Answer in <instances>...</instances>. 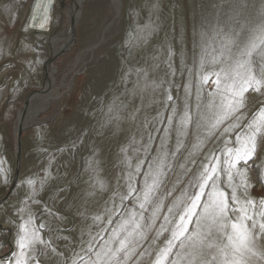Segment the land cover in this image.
I'll list each match as a JSON object with an SVG mask.
<instances>
[{"label":"rangeland","instance_id":"rangeland-1","mask_svg":"<svg viewBox=\"0 0 264 264\" xmlns=\"http://www.w3.org/2000/svg\"><path fill=\"white\" fill-rule=\"evenodd\" d=\"M77 3L0 0V166L5 169L0 173V264H7L16 250L15 236L29 214L36 226L44 225L42 236L51 241L50 246H37L38 253H46L39 256L40 264L94 258L116 224L134 207L140 211L139 201L127 195L128 175L132 172V182L142 187L148 163L167 136L166 164L171 163L172 169H166L161 192L165 207L155 227L145 229L147 239L139 241L136 255L128 261L152 264L171 235L173 225L163 220L167 208L185 201L186 191L191 194L188 182L198 169L188 161L199 163L203 158L192 145L204 138L220 112L219 96L213 97L215 85L211 80L201 85L200 78L225 67L229 50L234 59L237 46L242 48L264 23V0H83L80 17L70 19ZM45 14L51 20L41 28ZM214 57L219 62L213 63ZM260 62L261 56L254 55L257 75ZM51 77L52 93L45 89ZM55 90L61 94L58 100ZM245 97L241 111L243 123H248L264 106V89ZM185 103L192 123L187 135H179ZM178 140L184 146L173 158ZM145 144L154 151L145 153ZM258 145L255 160L238 165L248 168L252 186L247 196L257 201V212L264 197V134ZM223 147L222 140L209 141L204 152ZM138 160H144L139 175L133 171ZM188 168L193 173H187ZM28 180L34 183L29 185ZM220 180L231 194L226 176ZM243 193L237 188L241 199ZM144 215L150 218L151 209ZM109 218L113 224L107 223ZM162 224L169 231L157 237ZM256 248L264 251V237L256 241ZM252 259L259 264V257Z\"/></svg>","mask_w":264,"mask_h":264},{"label":"snow or ice","instance_id":"snow-or-ice-1","mask_svg":"<svg viewBox=\"0 0 264 264\" xmlns=\"http://www.w3.org/2000/svg\"><path fill=\"white\" fill-rule=\"evenodd\" d=\"M48 3L51 4L52 0H48ZM43 19L45 23L39 25L41 28L50 22V14H45ZM253 32L254 35L242 48L237 46L238 52L234 59L229 50L225 67H221L219 71L203 74L200 78L201 85L208 84L210 80L215 85L213 97L219 96L220 112L208 125L204 138H198L192 145L193 152H202L203 158L199 163L195 159L188 161L198 169L194 173L195 179H190L188 182L192 189L191 194L186 191L185 201L167 208L168 214L163 220L165 224L173 225L171 235L165 241V246L156 254L152 264H257L252 257H259V264H264V251H258L256 248V241L264 237V197L259 200L257 212V201L247 196V189L252 186L247 178L248 168L238 167L241 163L248 165L255 160L259 147L258 138L264 134V106L253 114L248 123H243L245 113L241 111L246 106V93L250 91L259 93L264 89V56H262L264 23L258 25ZM228 43L234 44L235 41L229 40ZM254 55L261 56L259 75L253 65ZM221 56H224L223 51ZM217 62L219 58L214 57L213 63ZM200 66L203 70V56ZM196 99L198 110L199 89ZM168 100H173V97L169 95ZM213 103L214 99L210 100L209 107ZM172 113L176 114L175 108H172ZM168 122L172 123L171 118ZM191 123L192 113L188 103H185L180 117L181 131L178 134L187 135V127ZM167 139L168 137L165 136L161 140V151L148 163V172L144 176L142 187L137 188L132 182V172L128 175L127 195L134 196L139 201L140 211L137 212L134 207L127 218L121 219L116 224L111 230L112 236L109 240L105 241L99 251L94 252V258L90 256L85 262L84 257H79L72 260L71 264H128V261L136 255L135 249L139 241L147 239L145 229L151 231L155 227L165 207L161 192L167 176L166 169L168 171L172 169L171 163L166 164L170 155L164 147ZM221 140L223 148L204 152L209 141L215 143ZM151 142L152 137L149 135L148 144ZM148 144L143 146L145 153L154 151ZM183 146L178 140L176 150L171 156L175 158ZM129 166L131 167V164ZM254 166L261 167L259 164ZM143 167L144 160H138L133 171L139 175ZM180 167L184 168L185 165ZM0 173H5L2 166ZM187 173H193V169L188 168ZM222 174L226 176L224 183L231 189V194L221 186ZM234 177L239 178L238 183H234ZM4 179L7 182L6 175ZM261 179L264 182V172L261 174ZM27 183L32 185L34 182L28 180ZM237 188L244 189V199L237 195ZM171 194V191L167 193L168 196ZM125 198L121 197V200ZM149 209H151V217L146 218L144 213ZM230 213L237 215L233 217ZM96 219L99 220L100 217ZM107 223L113 224L114 221L109 218ZM43 228V224L36 226L33 216L29 214L27 220L19 225V233L14 239L16 250L12 252L7 264H40L39 256L46 253L43 251L38 253L37 246L47 247L51 244L50 240L43 238L41 233ZM168 231L169 229L162 224L156 235L159 237ZM112 243L118 244V247L113 249L110 247ZM176 249L178 251H174ZM88 252H93L91 244ZM135 264H138V261Z\"/></svg>","mask_w":264,"mask_h":264},{"label":"bare ground","instance_id":"bare-ground-1","mask_svg":"<svg viewBox=\"0 0 264 264\" xmlns=\"http://www.w3.org/2000/svg\"><path fill=\"white\" fill-rule=\"evenodd\" d=\"M82 1L83 0H78V3H77V6L74 8V12L70 15L71 17H70V19L72 18V16L74 15L75 16V20H77L79 17H80V12H81V5H82ZM80 7V8H79ZM72 29V28H71ZM73 30V29H72ZM70 32H71V30H70ZM56 38V37H55ZM72 38V37H71ZM59 40V39H58ZM54 42L56 43V39H54ZM71 43V41L69 40V43L68 44H70ZM66 46L64 45V48H65ZM67 47L69 48V46L67 45ZM58 52V51H57ZM55 70V69H54ZM54 73V72H53ZM55 74V73H54ZM51 82L49 83H47V85H46V87H45V89H47V91H49L50 93H52L53 91H54V79L51 77ZM43 91H46V90H43ZM38 95H40V94H38V93H36L34 96H38ZM44 95V94H43ZM55 96V98L57 99V98H59L60 96H61V94L59 93V91L58 90H55V94H54ZM33 96V97H34ZM51 96V95H50ZM33 97H32V99H33ZM49 97V96H48ZM52 97V96H51ZM58 100V99H57ZM41 110V108L39 109H37V110H34V115H36V114H38V112ZM29 117V115L27 116V118ZM22 118V113L20 112V114H19V121H20V119ZM27 122V121H26ZM129 128V127H128ZM121 138H122V136H119L118 138H117V140H121Z\"/></svg>","mask_w":264,"mask_h":264},{"label":"water","instance_id":"water-1","mask_svg":"<svg viewBox=\"0 0 264 264\" xmlns=\"http://www.w3.org/2000/svg\"><path fill=\"white\" fill-rule=\"evenodd\" d=\"M19 136H20V132H19ZM19 142H17V145H18V147H19V144H18Z\"/></svg>","mask_w":264,"mask_h":264}]
</instances>
